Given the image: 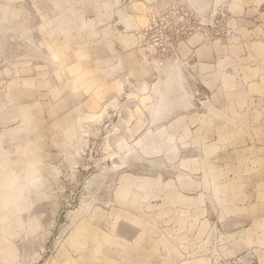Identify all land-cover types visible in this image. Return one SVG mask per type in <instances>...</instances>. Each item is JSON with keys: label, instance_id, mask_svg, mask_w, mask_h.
I'll list each match as a JSON object with an SVG mask.
<instances>
[{"label": "rangeland", "instance_id": "1", "mask_svg": "<svg viewBox=\"0 0 264 264\" xmlns=\"http://www.w3.org/2000/svg\"><path fill=\"white\" fill-rule=\"evenodd\" d=\"M219 1L209 38L264 43V14L232 35ZM137 2L0 0V264H264V115L211 164L201 91L173 81L202 5L166 3L129 47Z\"/></svg>", "mask_w": 264, "mask_h": 264}, {"label": "crops", "instance_id": "2", "mask_svg": "<svg viewBox=\"0 0 264 264\" xmlns=\"http://www.w3.org/2000/svg\"><path fill=\"white\" fill-rule=\"evenodd\" d=\"M180 1L187 4L191 2L201 4V15L194 13L195 16L197 15L195 20L204 21V0H167L166 2L139 0L137 3L142 9L137 10L136 14L135 11L128 12L125 8L117 13L118 23L122 26L120 33L122 42H128L126 44L130 45L129 47L136 44L139 41V38H136L139 37L138 31L154 20L153 14L150 13L162 9L166 3L177 5ZM219 2L221 1L217 0V3ZM222 2L228 5V9L235 8L237 12L228 20L223 18L217 20L220 28L224 25L230 26L232 35L241 34L243 29L255 34L257 29L255 25L259 24L258 21L264 14V10L259 11V9H264V6H259L256 11L257 16L252 19L253 30H248L243 15L250 5L256 4L254 0H222ZM217 8L218 6H215V11L218 10ZM207 29L208 27H204L203 30L186 32L184 38L179 41L176 49L179 57L175 61L183 66L185 74L183 73L182 77L176 75L173 81L177 85L183 83H190L194 87L198 85L201 91L200 105L192 103V108L194 107L197 109L196 113L204 116V148L213 146L216 148V152L213 153L216 157L212 158L211 164L218 165L223 162L219 156H224L225 150L232 153L234 148L242 146L235 141L225 142L220 137L222 133L229 130L249 132L253 129L252 118L264 115V109L261 107L264 101V43L256 40L243 42L239 38V43L234 44L233 37L209 38L210 31L208 32ZM239 116L245 117L244 123L238 121L236 117ZM245 145L248 143L246 142ZM210 194L212 195L209 189L204 188V196Z\"/></svg>", "mask_w": 264, "mask_h": 264}, {"label": "built area", "instance_id": "3", "mask_svg": "<svg viewBox=\"0 0 264 264\" xmlns=\"http://www.w3.org/2000/svg\"><path fill=\"white\" fill-rule=\"evenodd\" d=\"M179 15V14H178ZM189 16L188 15H186L185 13L184 14H180L179 15V19L181 20V22H183V23H181V25L179 26V28H177V29H175V33H176V35L178 36V34L180 33L182 36H184L185 35V33L186 32H189V31H191V30H193V27H191V26H189L188 25V20H189ZM198 22V26L196 27V29L197 30H203L204 29V21H202V20H200V21H197ZM149 30H151V29H149ZM217 32V31H216ZM215 32V33H216ZM174 37V36H173ZM172 37V39H174ZM177 39V38H176Z\"/></svg>", "mask_w": 264, "mask_h": 264}, {"label": "water", "instance_id": "4", "mask_svg": "<svg viewBox=\"0 0 264 264\" xmlns=\"http://www.w3.org/2000/svg\"><path fill=\"white\" fill-rule=\"evenodd\" d=\"M212 19L211 15L210 14H205L203 16V20L206 21V22H210Z\"/></svg>", "mask_w": 264, "mask_h": 264}]
</instances>
